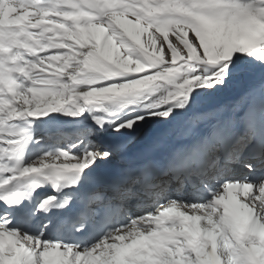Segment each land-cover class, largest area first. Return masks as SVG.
Masks as SVG:
<instances>
[{"label":"snow or ice","instance_id":"1","mask_svg":"<svg viewBox=\"0 0 264 264\" xmlns=\"http://www.w3.org/2000/svg\"><path fill=\"white\" fill-rule=\"evenodd\" d=\"M0 264H264V0H0Z\"/></svg>","mask_w":264,"mask_h":264},{"label":"rangeland","instance_id":"2","mask_svg":"<svg viewBox=\"0 0 264 264\" xmlns=\"http://www.w3.org/2000/svg\"><path fill=\"white\" fill-rule=\"evenodd\" d=\"M146 38H147V37L145 36L144 39L146 40Z\"/></svg>","mask_w":264,"mask_h":264}]
</instances>
